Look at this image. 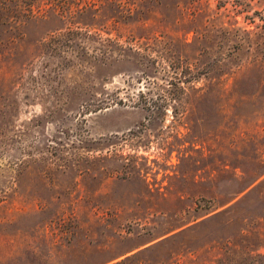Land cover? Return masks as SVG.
<instances>
[{"label":"rangeland","instance_id":"1","mask_svg":"<svg viewBox=\"0 0 264 264\" xmlns=\"http://www.w3.org/2000/svg\"><path fill=\"white\" fill-rule=\"evenodd\" d=\"M0 264H264V0L0 7Z\"/></svg>","mask_w":264,"mask_h":264},{"label":"trees","instance_id":"2","mask_svg":"<svg viewBox=\"0 0 264 264\" xmlns=\"http://www.w3.org/2000/svg\"><path fill=\"white\" fill-rule=\"evenodd\" d=\"M11 0H0V7L6 6Z\"/></svg>","mask_w":264,"mask_h":264}]
</instances>
